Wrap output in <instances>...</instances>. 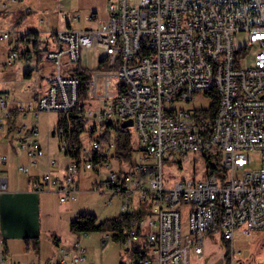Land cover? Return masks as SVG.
Masks as SVG:
<instances>
[{"label":"built area","instance_id":"built-area-1","mask_svg":"<svg viewBox=\"0 0 264 264\" xmlns=\"http://www.w3.org/2000/svg\"><path fill=\"white\" fill-rule=\"evenodd\" d=\"M107 7V18L96 27L49 30L46 39L54 46L11 44L8 62L37 52L49 63L41 64L47 67L41 73L44 91L9 108V96L0 90V127L10 123L13 112H60L66 125L54 132L67 162L57 173L58 160L50 156L49 168L31 188L56 193L61 202L75 200L77 175L91 170L90 187L118 196L119 213H141L130 221L133 232L122 227L119 240L128 255L120 264H189V251L201 253L209 233L227 242L233 264L238 226L246 234L264 229V0H107ZM240 33L246 37L236 42ZM9 37V30L0 31V39ZM93 45L101 47L100 58L109 66L92 69L81 101V79L73 71L85 65L82 48ZM250 48L253 63L243 65ZM197 91L210 97L208 106L174 105L192 100ZM213 96L216 107L209 114ZM71 116L84 121L75 144L69 137ZM127 118L132 123L122 126ZM131 126L140 154L125 164L116 153L118 131L131 136ZM14 128L17 145L30 158L46 153L37 143L35 124ZM251 150L261 152L256 168L247 167ZM164 159L189 162L194 177L169 183ZM6 160L2 154L0 161ZM16 169L26 173L29 166ZM5 187L7 178L0 174V190ZM111 236L105 231L101 244ZM45 264L89 263L85 246L75 238L70 250L60 247L57 258Z\"/></svg>","mask_w":264,"mask_h":264},{"label":"rangeland","instance_id":"rangeland-1","mask_svg":"<svg viewBox=\"0 0 264 264\" xmlns=\"http://www.w3.org/2000/svg\"><path fill=\"white\" fill-rule=\"evenodd\" d=\"M75 0H25V6L21 8L15 17L23 14L25 16V23L28 20L31 21V24L34 26L37 25V22L42 19L43 22L38 25L43 32L45 31V25H49L51 30H56L62 26V19L60 18L61 14L66 11H77L81 13V22L80 26H84L87 24L85 21V14L90 12L91 10L88 8H80L74 5ZM94 7L96 10H103L105 8L106 0H93ZM24 2H20L23 4ZM73 5V6H70ZM28 7L32 8L31 12H28ZM7 20V19H5ZM74 25V24H73ZM78 25V24H76ZM246 37L245 33H240L236 36L235 41L239 42L244 40ZM254 48H250L249 55L244 59L243 65H252L253 58L252 53L254 52ZM101 47L98 45H93L91 47H83L81 50V63L87 65L90 68L93 67H103V62L100 61L101 56ZM5 50L0 49V58H5ZM20 60L13 61V65H9L6 71L0 72V88H8L11 97H15L18 100H24L30 98V93L26 91V89H20L21 81L17 82V79L20 80L22 78L23 69L21 64H18ZM22 62V61H20ZM24 62V61H23ZM27 63H25V68ZM15 71V72H14ZM10 78V80H7ZM37 72H33L32 76L29 79L25 80V88L30 86H34L36 83ZM210 103V97L206 95L203 91H197L192 100L189 101H181L175 102V106H181L185 108H198L201 106H208ZM60 112L54 109L50 110H42L40 114L36 117H32L36 119L38 124V141L43 146L46 147V144H49L51 149H55L56 155L59 152H62L58 149L59 136L56 134H51L52 130H55L57 125L58 114ZM28 113L25 117L21 115L25 120H29ZM19 117V116H18ZM20 118V117H19ZM131 131V142L134 149L132 151V157H126L123 159L124 163H128V160H134L139 157L140 151L137 148V138L136 132L134 131L133 126L130 127ZM15 137H11L12 141L16 142ZM85 141H89L87 136H84ZM54 152V155H55ZM252 162L249 164L250 168H256L259 165L261 152L258 150H251ZM223 153H220V157H222ZM163 167V176L164 180H167L169 183H172L174 180L183 179L187 177H194V173L192 172L190 163H182L178 165L172 161L164 159L162 161ZM91 171V170H89ZM8 173L9 178H15V172L13 168H8V171H4ZM94 173L88 172V170H82L80 177H78L77 187L79 190L77 199L66 202L65 205H69L67 211H62V205L64 203L58 201L56 195L53 193H43L42 200L47 202L50 209L45 211L44 216V228L41 232L40 236V244L43 243L45 253H48V256L51 257L55 246V237L60 236L62 239H67V241H71L74 238H80L81 241L88 245L89 247V257L91 262L96 264H118L119 260L121 261L124 256L122 255V248L119 239H115L113 236L109 239L108 245L100 250L101 247V233L104 234L103 230H89L87 231V235L84 234L83 231H76L70 229L68 226V220L70 217L74 218V214H72L73 209L77 212L79 211H87L93 213L97 216V218H105L118 214L121 212L119 203L120 199L118 197H113L111 203H107V199L110 194L107 191H94L90 187V178H92ZM91 175V176H90ZM89 177V178H88ZM133 201L136 200V196L132 197ZM144 205V202H143ZM76 208V209H75ZM136 208V207H133ZM71 209V210H70ZM70 210V211H69ZM182 232L187 230L186 226V217L182 215ZM244 227L242 225L238 226V230H235L233 245H234V260L233 264H264V229L259 230H251L250 233H244L241 228ZM50 229V230H48ZM203 245V253L204 257H207L210 264H217L220 258L223 259L222 264H226L225 252L226 248L223 244H221L220 238L215 233H209ZM34 243H29V247L32 248ZM25 244L23 242H17L14 244V253L12 255L6 256V263H10L11 259L19 260L21 263H25V254L24 251ZM35 254L33 259H38L40 262H43L46 256H41L38 258L39 250L35 249ZM231 253V252H230ZM192 251H189L188 257L192 259L193 255ZM9 255V254H7ZM122 255V258H120ZM48 257V258H49ZM41 259V260H40Z\"/></svg>","mask_w":264,"mask_h":264},{"label":"crops","instance_id":"crops-1","mask_svg":"<svg viewBox=\"0 0 264 264\" xmlns=\"http://www.w3.org/2000/svg\"><path fill=\"white\" fill-rule=\"evenodd\" d=\"M20 2H24V3L20 4ZM74 5L80 8H88L91 10L89 13L87 12L84 16L87 24L84 26H80V22H81L80 12L66 11V12H63L60 16V18L62 19V26L60 28H63L66 26H71L73 28H81V29L87 28V27H96L98 26L100 21L107 18V15H108L107 0H106L105 8L99 11L95 9L93 0H75ZM23 6H25V0H0V31L9 30L10 32V37L8 39H0V49H4L5 54H6L5 58H0V64L6 63L5 67H0V72L6 71L9 67H11L9 65L13 61L14 62L17 60L22 61V62L19 61L18 64H21L22 68H24L23 70H26V69L30 70V73L29 75H25L23 71L22 78L20 80L17 79V82L19 81L22 82L20 89H26V91L30 93L29 97H31L35 95V93L38 94L39 92H42L45 90V84L42 81L41 73L47 67L42 68L41 64L44 66H47L49 62L43 59L42 57H40L37 54V52H33L35 53V56L19 57V58L14 59L13 61L8 62L9 61L8 54H9V49L11 47V44L15 41V44H17V46L19 47H23V46L28 47L30 45H33V47L35 46L36 48H39V47L43 48L47 45L54 46L55 44L52 42L49 43L48 40L46 39L48 36L49 30H51L49 25L48 24L45 25L44 32L38 26L43 22L42 19H40L37 22V25L34 26V24L33 25L31 24L30 20H28V22L25 23V16L23 14H21L18 17H15V14H17V12L21 8H23ZM70 6H73V5H70ZM32 10H33L32 8L28 7L27 11L31 12ZM64 13L65 15H63ZM76 14H78V16L74 17ZM91 14H93L92 17L90 16ZM28 30L37 31V34H38L37 35L38 37L37 45H35L31 39L21 36ZM25 63H27L26 68H25ZM11 65H13V63ZM34 71L37 72V78H36L35 85L25 88V80L29 79L32 76ZM7 80H10V78H8ZM0 90L8 94L9 96L8 106L9 108L13 107L15 103L18 101V99L10 96L8 88L6 87L0 88ZM33 116L34 115H29V120H25L23 117H21V114L13 112L11 116L12 120L10 121V123L8 125L0 127V156L2 154H5L7 157V160L5 162L0 161V174L4 175L7 178V187L0 190V263H3V264H31L33 262H37L39 264L41 263L45 264L47 261L57 258L60 247L70 250L72 247V242L75 239L74 238L71 241L70 240L67 241V239H64V238L62 239L59 235L56 236L55 243H54L55 249L51 257L48 256V253H45L43 243L41 242L40 244V236L44 228V220H45L44 213L45 211L50 209V207L47 204V202H44V200H42L43 193H46V192H36L35 190L31 188L30 184L33 179L38 178L42 172L46 171L49 168L48 158L50 156L58 160V165H56V167L53 168L57 173H60L63 171V165L64 163L67 162L68 158H67V155H65L63 151L59 152L56 155L55 149L54 150L51 149L49 144H46V147H43L39 143L38 138H37L38 133H39L38 124L36 122V119L32 118ZM18 124H21V125L25 124L26 127H28L30 124L36 125L37 134L35 135V137L37 139V143L40 144L46 150V153L44 155L36 156V158H30L25 153V150L21 149L17 145V142L12 141L11 137L12 136L14 137V135L16 134V133H13L14 132L13 130H16V128L14 127H16V125ZM24 131L25 129H22L19 132V134L21 135L25 134ZM54 133L55 132L53 130V133L51 132V134H54ZM58 149H59V142H58ZM54 152H55V155H54ZM131 156H132V152H131ZM17 164H24V165L29 166V171L26 173L18 172L16 169ZM8 168H13L14 171H16L15 178L10 179L8 173L4 172V171H8ZM88 172H92V171L88 170ZM81 173L82 171H80L79 174L77 175L76 177L77 181ZM102 173L104 175L105 171ZM94 176L95 175L93 174L92 178H94ZM92 178H90L89 182L92 180ZM94 191H99V190H94ZM103 191H106V190H103ZM48 193H53V192H48ZM78 193H79V190L77 192V197H78ZM53 194L56 195L58 199V195L56 193H53ZM113 197H118V196H111L110 194L108 199H111V202H112ZM118 199L120 198L118 197ZM58 201L60 200L58 199ZM71 201L73 200L62 202L64 204L61 206L62 207L61 210L67 211L68 207L70 206L65 205V203L71 202ZM111 202H107V203H111ZM77 213H78L77 210L75 211L73 209L72 214H74V217L76 216ZM72 218L70 217V219L68 220V226H69V221ZM84 234L87 235V233H84ZM103 235L104 234L101 233L100 235L101 239ZM36 237L39 240V244H38L39 252H37L39 256L38 258H41V256L47 255L46 258L43 259L44 260L43 262H40L38 259L36 260L33 259L34 256H32V254H35L34 252L36 251L33 245H32V248L29 247V243L31 242L34 243L33 241ZM25 238H28V245L25 244V241H24ZM207 238H210L208 234L205 236L204 242ZM19 241L25 244V248H24L25 254L23 253V255L25 256V263H21L19 260H15V259H11L10 263H6V260H8L6 259V256H10L12 255V252L13 253L15 252L14 244ZM220 241H221V244L225 246L226 251H227L229 247L227 242H224L222 240ZM81 243L86 248L87 263L92 264L93 262H91V259L88 255L89 250H90L88 245H85L82 241ZM108 243H109V240L106 244L104 245L101 244L100 250L103 251V249L106 247V245H108ZM4 246L6 248V251L4 250ZM121 246L123 245L121 244ZM122 255L124 257L128 255L125 248H122ZM122 255H120V258H122ZM225 257H226V264H229L230 258L228 257V255L227 256L225 255ZM2 259L3 261H1ZM220 259L221 261L218 264H222L223 259L222 258ZM120 262L121 261L119 260L118 264H120ZM236 262L237 261H235V263ZM189 264H210V262L207 259V257H204V253L202 251L201 253H195L192 259L189 258Z\"/></svg>","mask_w":264,"mask_h":264},{"label":"trees","instance_id":"trees-1","mask_svg":"<svg viewBox=\"0 0 264 264\" xmlns=\"http://www.w3.org/2000/svg\"><path fill=\"white\" fill-rule=\"evenodd\" d=\"M37 31L35 30H28L21 36L27 37L31 39L35 45H37L38 37ZM100 61L103 62L104 66H109L106 60V57L102 56ZM94 68V67H93ZM93 68H90L86 65L81 66L80 63L77 67L74 68V74L80 77L81 82L79 84V99L81 101H85L87 98L86 89L88 85V80L91 75V71ZM30 70H24L25 75H29ZM217 96H213L211 105L208 109L209 114H212V111L216 107ZM207 111V110H206ZM70 142L75 144L80 139V133L84 129V121L77 119L75 116H71L70 122ZM59 125H66V121L62 118V115L58 114L57 119V126ZM119 138L117 139V155L121 157H129L131 156V150H133L132 140L130 134H128L127 130H119L118 131ZM71 154H74L70 151ZM141 213L137 211H129L125 213H118L114 216L105 217V218H97V216L93 213L87 211H79L74 218L69 221V227L72 230L76 231H83L86 232L89 230H103L106 232H111L112 236L115 239H120L122 235V227H129L130 221L138 217ZM25 244L28 245V238L24 239ZM33 247L35 249L39 248V240L36 237L34 239ZM4 250L6 248L4 246ZM225 255L229 256L228 250L226 251Z\"/></svg>","mask_w":264,"mask_h":264},{"label":"water","instance_id":"water-1","mask_svg":"<svg viewBox=\"0 0 264 264\" xmlns=\"http://www.w3.org/2000/svg\"><path fill=\"white\" fill-rule=\"evenodd\" d=\"M131 123H132V119L131 118H127V119L123 120L121 124H122V126H127V125H130ZM52 133H53V130H52ZM220 261H221V259L218 261V263Z\"/></svg>","mask_w":264,"mask_h":264},{"label":"bare ground","instance_id":"bare-ground-1","mask_svg":"<svg viewBox=\"0 0 264 264\" xmlns=\"http://www.w3.org/2000/svg\"><path fill=\"white\" fill-rule=\"evenodd\" d=\"M135 230V223H131L129 227L126 228V232H133Z\"/></svg>","mask_w":264,"mask_h":264}]
</instances>
